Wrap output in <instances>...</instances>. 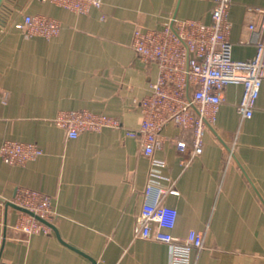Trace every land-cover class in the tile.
<instances>
[{
	"label": "crops",
	"instance_id": "crops-1",
	"mask_svg": "<svg viewBox=\"0 0 264 264\" xmlns=\"http://www.w3.org/2000/svg\"><path fill=\"white\" fill-rule=\"evenodd\" d=\"M215 0H103L77 13L51 0H4L0 6V143L34 141L44 154L24 165L0 158V264H169L171 245L135 236L151 160L137 137L138 104L158 66L132 46L134 31L172 18L211 22ZM260 9V11H259ZM27 13L61 21L53 38L26 37L15 24ZM230 41L235 59L252 58L264 41V0H233ZM250 24H255L252 31ZM255 32V33H254ZM243 86L229 84L191 158V128L168 123L155 156L177 208L172 234L205 232L194 264H264V80L254 113L237 105ZM89 109L119 117L123 128L71 138L54 119L60 110ZM177 141H185L179 151ZM182 160H189L183 164ZM19 187L51 196L49 232L13 227L18 209L5 206Z\"/></svg>",
	"mask_w": 264,
	"mask_h": 264
},
{
	"label": "built area",
	"instance_id": "built-area-1",
	"mask_svg": "<svg viewBox=\"0 0 264 264\" xmlns=\"http://www.w3.org/2000/svg\"><path fill=\"white\" fill-rule=\"evenodd\" d=\"M51 1L77 13L103 5V0ZM232 5L233 0H215L209 23L172 18L160 28L137 27L134 31V50L144 61L158 66L150 92L138 102L142 115L139 127L125 130L126 135L139 138L142 151L151 160L135 236L169 243V264H194V252L204 248L205 232L193 229L184 238L171 232L178 210L164 202L169 189L162 186L164 176L157 169L165 166L166 161L155 156L163 141L162 130L170 122L191 128L193 139L189 152L192 158L203 151L204 135L216 119L225 88L229 84L243 86L237 110L242 117L249 118L254 113L264 80V41L257 42L252 58L238 60L233 57L229 38ZM15 26L26 37L45 38L59 35L62 28L58 18L44 13H27ZM249 27L252 31L256 29L255 24ZM54 121L71 138L84 131L123 128L119 117L89 109L60 110ZM186 147L185 141H177L179 151H185ZM42 154L44 149L34 141L4 139L0 143V158L9 164L24 165ZM182 162L188 164L189 160ZM11 201L29 211H18L14 228L28 235L49 232L50 225L45 222H50L53 216L49 194L36 188L19 187Z\"/></svg>",
	"mask_w": 264,
	"mask_h": 264
},
{
	"label": "water",
	"instance_id": "water-1",
	"mask_svg": "<svg viewBox=\"0 0 264 264\" xmlns=\"http://www.w3.org/2000/svg\"><path fill=\"white\" fill-rule=\"evenodd\" d=\"M3 1L4 0H0V6L3 3ZM2 201L5 203V206H6L7 209H8V207H14V208H16L18 210L29 212L27 209H25L23 207H20V206H18L16 204H14L11 200H4V199H2ZM45 222L52 226V224L50 222H48V221H45Z\"/></svg>",
	"mask_w": 264,
	"mask_h": 264
}]
</instances>
